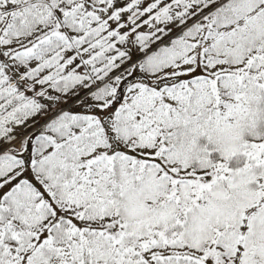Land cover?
<instances>
[{
  "label": "snow or ice",
  "instance_id": "obj_1",
  "mask_svg": "<svg viewBox=\"0 0 264 264\" xmlns=\"http://www.w3.org/2000/svg\"><path fill=\"white\" fill-rule=\"evenodd\" d=\"M0 264H264V0H0Z\"/></svg>",
  "mask_w": 264,
  "mask_h": 264
}]
</instances>
